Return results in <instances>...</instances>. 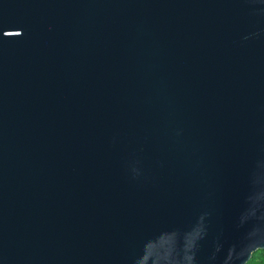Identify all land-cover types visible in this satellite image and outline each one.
<instances>
[{
	"label": "water",
	"instance_id": "water-1",
	"mask_svg": "<svg viewBox=\"0 0 264 264\" xmlns=\"http://www.w3.org/2000/svg\"><path fill=\"white\" fill-rule=\"evenodd\" d=\"M263 250L264 0H0V264Z\"/></svg>",
	"mask_w": 264,
	"mask_h": 264
},
{
	"label": "trees",
	"instance_id": "trees-1",
	"mask_svg": "<svg viewBox=\"0 0 264 264\" xmlns=\"http://www.w3.org/2000/svg\"><path fill=\"white\" fill-rule=\"evenodd\" d=\"M247 264H264V250L254 254Z\"/></svg>",
	"mask_w": 264,
	"mask_h": 264
}]
</instances>
